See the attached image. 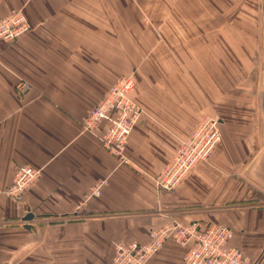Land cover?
<instances>
[{"label":"crops","instance_id":"1","mask_svg":"<svg viewBox=\"0 0 264 264\" xmlns=\"http://www.w3.org/2000/svg\"><path fill=\"white\" fill-rule=\"evenodd\" d=\"M121 6L134 2L0 0V19L22 10L30 24L15 43H0V264H110L115 243H146L150 230L173 222L224 225L230 247L264 264V135L259 142L254 111L227 103L215 117L219 147L171 191L158 189L155 176L202 115L218 114L201 111L197 85L137 80L132 97L143 112L128 138L131 166L82 131L87 111L136 67L121 53ZM19 80L26 93L15 92ZM21 165L40 175L12 201L5 191ZM183 253L167 241L146 264H184Z\"/></svg>","mask_w":264,"mask_h":264},{"label":"rangeland","instance_id":"2","mask_svg":"<svg viewBox=\"0 0 264 264\" xmlns=\"http://www.w3.org/2000/svg\"><path fill=\"white\" fill-rule=\"evenodd\" d=\"M132 1L134 6H121L123 15L120 21L122 35L127 33L120 39L121 53H126L121 56L125 58V65H131L133 58L136 63L135 68L132 67L129 73L120 77H133L132 91L140 78L153 80L156 85L160 83L158 79L165 76L180 79L184 84H195L199 88L201 111L215 107L218 113L214 117L202 115L200 121L204 118L218 121L220 117H215L221 114L225 105L235 102L239 109L256 113L253 123L260 142V137L264 135V116L261 111L264 88V0ZM146 62H150L153 69H137ZM17 85H25L26 88L19 91ZM29 89V83L24 80L14 85L18 94L26 93ZM26 192L20 199L7 195L6 191L5 194L12 201H21Z\"/></svg>","mask_w":264,"mask_h":264},{"label":"built area","instance_id":"3","mask_svg":"<svg viewBox=\"0 0 264 264\" xmlns=\"http://www.w3.org/2000/svg\"><path fill=\"white\" fill-rule=\"evenodd\" d=\"M29 28L23 12L12 10L0 19V42L12 43ZM16 88L21 91L26 87L17 85ZM133 88L132 76L120 77L107 88L80 123L82 131L94 135L103 151L122 166H131L127 156L128 138L143 112L130 96ZM218 125L217 120L204 118L193 128L170 161L155 176L158 189H175L199 163L210 158L220 142ZM39 175V169L29 165L19 166L6 194L20 199ZM105 184V179L97 181L91 187L90 195L98 197ZM148 237L146 243L114 244L110 264H146L167 241L184 249V264H251L238 249L228 245L232 232L224 225L194 222L182 226L173 222L150 230Z\"/></svg>","mask_w":264,"mask_h":264},{"label":"water","instance_id":"4","mask_svg":"<svg viewBox=\"0 0 264 264\" xmlns=\"http://www.w3.org/2000/svg\"><path fill=\"white\" fill-rule=\"evenodd\" d=\"M262 13H263L262 16H263V28H264V3L262 5ZM261 109H262L263 116H264V88H263L262 95H261ZM32 218H33L32 214L27 213L24 216L23 221L29 222Z\"/></svg>","mask_w":264,"mask_h":264}]
</instances>
